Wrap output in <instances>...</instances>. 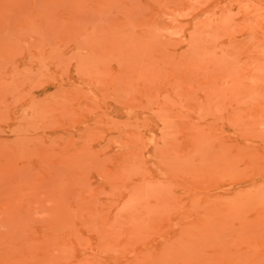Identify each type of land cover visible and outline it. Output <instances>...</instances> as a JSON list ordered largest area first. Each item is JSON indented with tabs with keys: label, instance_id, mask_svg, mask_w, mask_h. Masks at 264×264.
I'll return each instance as SVG.
<instances>
[{
	"label": "rangeland",
	"instance_id": "1",
	"mask_svg": "<svg viewBox=\"0 0 264 264\" xmlns=\"http://www.w3.org/2000/svg\"><path fill=\"white\" fill-rule=\"evenodd\" d=\"M0 264H264V0H0Z\"/></svg>",
	"mask_w": 264,
	"mask_h": 264
}]
</instances>
